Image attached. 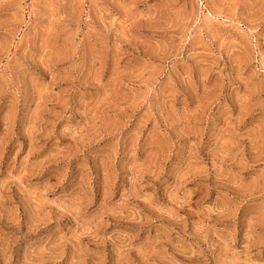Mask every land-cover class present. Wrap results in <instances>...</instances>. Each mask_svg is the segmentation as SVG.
<instances>
[{"label": "rangeland", "instance_id": "rangeland-1", "mask_svg": "<svg viewBox=\"0 0 264 264\" xmlns=\"http://www.w3.org/2000/svg\"><path fill=\"white\" fill-rule=\"evenodd\" d=\"M0 264H264V0H0Z\"/></svg>", "mask_w": 264, "mask_h": 264}]
</instances>
